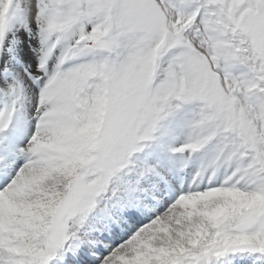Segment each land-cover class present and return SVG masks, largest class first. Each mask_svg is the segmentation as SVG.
Returning a JSON list of instances; mask_svg holds the SVG:
<instances>
[{"label":"snow or ice","instance_id":"1","mask_svg":"<svg viewBox=\"0 0 264 264\" xmlns=\"http://www.w3.org/2000/svg\"><path fill=\"white\" fill-rule=\"evenodd\" d=\"M0 264H264V0H0Z\"/></svg>","mask_w":264,"mask_h":264}]
</instances>
